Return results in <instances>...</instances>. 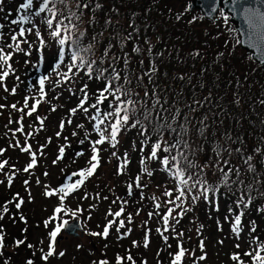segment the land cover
Masks as SVG:
<instances>
[{"label": "trees", "instance_id": "1", "mask_svg": "<svg viewBox=\"0 0 264 264\" xmlns=\"http://www.w3.org/2000/svg\"><path fill=\"white\" fill-rule=\"evenodd\" d=\"M24 2L25 0H5L4 5L0 9V25H3L0 28L2 35L0 36V48L3 49L4 53H11L8 61L11 67L0 69L1 71H9L11 77L8 79L16 82L15 88L18 91V98L24 102L27 97L29 107L36 100L41 101L37 106L36 112L26 121L27 124L34 122L37 125V128L32 131L34 135L31 136V139L38 144L37 151L40 152V145H45L42 151L43 153H48V160L52 163L60 155V147L63 146L65 148L63 158L58 160L57 164L54 165L55 169L51 171L53 174L56 175L58 173L59 175L60 181L55 185V187H58L74 182L79 177H73L72 173L89 167L92 155L91 141L98 139V134L93 131V122L88 118L93 110L90 109L89 114H86L78 109L73 114L70 109L76 108L79 104L83 96L80 90L85 84L88 85L87 92L89 94L85 107L94 103L97 90L102 86V82L88 79L84 72H79L69 81L63 80V74L68 71L70 55L66 46L65 58L62 63L60 62L58 45L50 38V30L42 22V18L49 14L34 15L41 0H34L33 2L32 19L34 18V21L32 20V23H11L12 20H18L20 15L25 14V10L20 9V5ZM75 2L77 0H69L68 8L63 5L57 6L63 8L65 15H68L69 11L73 10H78V14L83 11L85 23L79 25L81 31L87 29L83 44L87 45L92 41V37L96 36L97 50L95 55L97 58L101 55V49L107 47L110 40L113 44L112 51L118 56L122 55L120 52L121 41L128 33H132V39L123 45L124 51L131 57L133 69L138 67L141 59L144 60L143 66L147 69L149 57L154 59L158 68L155 76L156 89L161 101L167 100L169 102L166 106H171L174 101L175 107L187 113L186 104H191L194 99H202L211 92V105L206 104L203 109H197L194 114L196 119L207 113L209 117L208 123L212 125L211 131L214 134H219L222 143H229L224 139L225 133H227L232 137L233 141L239 137L244 142L247 154H252V150L256 147L264 150V142H261V138L264 137V104L260 103V101L264 100V65L256 63L251 58L250 53L242 49L240 43H237L239 41L238 33L226 13L223 12L224 16L228 17L227 22H225L224 16H221V11L216 21H210L204 18L198 9L188 11L187 4L177 9L171 5L169 0H84V2L89 4V8L83 10L77 8ZM0 4H3V2H0ZM96 4H100L101 7L96 8ZM89 18L93 20L91 24L87 23ZM108 21L110 23H106ZM20 27L33 28V31L26 32L25 36L19 37ZM136 29H138V32ZM37 30L41 33V38L46 42L43 46L36 36ZM98 33H103V36L97 35ZM13 34L18 36L21 50L16 49V41L11 39ZM6 36L8 38H5ZM146 41L152 47L151 53L143 52L141 55L132 51L133 46L137 44L140 45L141 49H146L149 46ZM197 52H199V55H197ZM160 53H163V55H159ZM221 53L223 55H219ZM75 71L76 69H73V72ZM181 76L184 77L183 80L179 79ZM43 77H48V79L45 80L44 96L41 97L39 80ZM144 83L148 84L147 79H145ZM148 88L151 91L152 85L148 84ZM237 97L239 103L235 102ZM108 103L106 101L105 104L101 105L103 110H108ZM53 108H55V111L52 110ZM37 116L44 118L43 128L40 127L39 121L36 119ZM69 119L71 123H68ZM61 121H64L63 129L60 128ZM78 125H83V127H77ZM57 132L61 133L59 137L56 135ZM73 132L76 135H73ZM85 133L89 134L88 139H85ZM51 135L54 138L49 141ZM168 138L171 139V137ZM26 139V135L22 133L23 142ZM118 139L119 143L115 148L107 142L97 146L100 149L99 166H101L102 162L111 159L114 151L117 153L113 157L115 163L118 162V159L123 161L125 152L128 154L129 163L124 168L123 174H118V168L121 163H116L115 174L121 178V183L125 185L133 184L131 195H129V189H125L127 197L132 200L135 196L138 197L140 193V188L135 187L134 180L141 171V157L148 155L150 146L145 147L143 152L140 151L143 138L138 135L137 129H129L122 132ZM81 140H84L83 144L80 143ZM239 146L238 143L234 145V147ZM205 147L207 149L208 146L206 145ZM0 148L6 149L2 145H0ZM9 151L10 153L6 149L0 155V161L8 160L10 162L12 160L11 150ZM21 153L20 150L19 154L16 151L17 156L21 155ZM78 153L80 155H77ZM210 155V151L201 153L200 162L207 160ZM231 159L233 164L242 165L239 155L233 154ZM60 163H67L68 165L64 169H60L58 165ZM253 163L256 164L257 170L261 175L254 177L253 174L248 173L245 178L246 183L253 185L252 195L254 199L249 207L243 209L241 233H245L244 240H247V242L244 246H240V250L244 247V253L257 249L261 242H264V211H261V209H264V195H260V193L264 192V157L256 154ZM13 165H16V163H8L4 171L0 172V181H3L0 183V209L3 208L6 202L13 201L16 193H19L25 203L20 210L15 208L14 203L8 204L9 213L5 214L3 219H0V227L5 232V247L0 250V264H5V261L8 264H21L20 260L22 259H24L25 264L28 258L33 259L35 264H45L40 259L41 253L38 248L41 245L40 241L35 237L32 224L35 223V225L42 227L48 216L51 217L54 214V210L49 200L47 203L50 209H45L43 214L41 207H46L47 205L42 203L39 207L36 206L35 197L40 196L44 199V194L43 196L41 194H31L34 197V202L33 200L31 202L27 201L28 196L24 194V183L20 185L17 182V176L13 178L12 184L9 186L8 175L11 174ZM150 168L153 171V175L151 177L142 176L143 183L148 182L149 186L155 185L157 178L160 183L165 182L166 179L173 182L170 175L162 169L157 161H152ZM98 169L99 167L96 169L95 174L86 180L81 189L65 199L64 206L70 205L71 207L77 204L78 197L80 198L82 194H88L92 190L89 183L97 178ZM52 173L50 176H52ZM98 177L101 180V176L99 175ZM209 178L211 180V173ZM257 179L260 181L259 184L256 182ZM257 188L259 189L258 191ZM233 191H235V187ZM146 195L144 193L145 197ZM88 197L90 198L91 194ZM236 199L237 196L231 193L221 195L219 197L218 210L214 203L210 204L201 199L192 205L191 210L184 215L179 224L185 230H188V224L199 227L201 222H205L204 226L209 229L211 239L216 242L220 234L218 230L220 228L216 226L213 219L226 214L227 221L225 225L228 224L232 228L234 214L239 211L235 205ZM125 200L127 201V204H123L125 211L117 220L124 219L127 221V215L130 212H127L126 209L129 207L128 198ZM151 205L153 206V201ZM121 206L113 204L109 209L114 213ZM230 208L232 213L229 212ZM109 209L107 208L103 211L99 208L102 219L99 222L101 227L97 232H102L108 220L113 219L108 214ZM161 209L163 212L164 207ZM21 213L26 217L27 224L19 219ZM191 215L193 217H189ZM153 219L156 221L158 216L154 215ZM253 222L255 223L256 231L251 233L250 229ZM25 227L27 228L26 233L22 232ZM176 227L178 226L176 225ZM203 230L201 229V232ZM165 235L169 237L171 234L165 233ZM25 236L28 244L35 245L33 249L27 248L26 245L19 247L15 245V240L24 239ZM253 236L259 239L253 241ZM96 237L107 242L106 244L108 245L109 235L107 238ZM103 246L104 243L102 242L99 250H102ZM220 248L225 249L226 258L229 260H231V254L237 252L234 247L230 246ZM129 251L132 253L130 247L127 246L124 253L125 256ZM115 253L121 254L118 251H115ZM261 254L264 255V251ZM100 259L110 261L106 256L97 257V260L95 259L94 261ZM134 259L136 264H140L139 260L135 257ZM241 259L244 264H253L247 256L241 255ZM231 262L236 264L235 261L231 260ZM110 264H116L115 259L110 261ZM124 264H128V262L125 260Z\"/></svg>", "mask_w": 264, "mask_h": 264}, {"label": "snow or ice", "instance_id": "2", "mask_svg": "<svg viewBox=\"0 0 264 264\" xmlns=\"http://www.w3.org/2000/svg\"><path fill=\"white\" fill-rule=\"evenodd\" d=\"M34 0H25L24 3L20 5V9L25 10V14L20 15L18 20H12L11 23H32V7ZM247 0L244 3L241 0H232L233 12H238L243 16L244 22L247 26V36L249 45L257 50L262 61H264V10L260 6L251 7L245 6ZM260 4H264V0H259ZM57 5H63L65 8L69 7V0H41L38 10L34 13L36 16H40L41 13H48L42 18V22L47 25L49 31V36L58 45V55L59 60L62 63L66 55V46L68 48V54L70 55V62L68 64V71L63 74V80L69 81L73 76H76L79 72H84L88 79L99 80L102 82V86L97 90V95L95 96V102L85 107L87 100L89 99V94L87 92L88 85L85 84L80 90L83 93L79 104L76 108L70 109V112L75 114L77 110H82L84 113L89 114L90 109L92 113L89 114L88 118L93 122V131L98 134V139L91 141L92 143V155L90 159L89 167L81 169L78 172H73V177H79L72 183L63 184L56 188H49L44 186V195L51 197L57 196L60 203L54 209V215L46 220L45 227L49 223L59 221L56 223L55 228H53L48 233L49 243L47 246V251L43 247L39 249L41 255L40 259L47 264L49 258L54 256L64 257L65 252L59 251L55 247L56 239L58 234L67 227L68 221L61 220L59 217L60 213L65 212L64 202L67 197L74 194L76 191L82 188L86 180L92 177L96 169L100 164V149L98 145H103L104 143H109L113 148L119 143L118 137L122 132L129 129H137L138 135L143 139L141 140L140 151L143 152L145 147L150 146V151L148 155L142 156L140 160L141 171L135 177L134 184L135 187L141 189V199H145L143 188L147 187L146 183L142 182V176L151 177L153 171L150 168L152 161H157L162 169L167 172L174 184L172 188H166L163 191V196L166 197L163 202L159 200L158 197L153 195L151 197L153 201L154 211L147 213L148 218L151 219L154 215L160 218L162 227H157L156 232L161 235L162 239L167 243L169 237L165 233L173 232L175 233V238L177 239V250L172 253L171 264H182L186 254H190L194 257V264L196 261H204L207 259V252L205 250L204 240H200L199 249L201 254L196 257L195 253L191 250L185 249L181 238L184 236L183 231H176V225L180 223L184 215L191 210L189 206V201L191 204H195L199 200L215 204L218 210L219 208V197L221 195H226L231 193L237 196L235 200L236 208L239 209L237 213L234 214V219L232 220V232L237 238L240 237L242 231V217L244 215V208L249 207L253 202L252 189L253 185L251 183H246V175L248 173L253 174L254 177H259L261 175L253 163L256 154L264 157V150L260 147H256L252 150V154H247V149L244 147V142L237 137L235 141L232 137L225 133L224 139L229 143H222L218 133H212V125L208 123V115L205 113L199 119H196L195 113L197 109H203L204 106L211 105L212 93L209 92L208 96L202 99H194L191 104H186L185 108L188 112H184L178 107H175V102H172L171 106H166L169 104L167 100L163 102L156 89L155 76L158 72V68L155 65L154 59L149 57V64L147 69L144 68V60L139 61V65L136 69L132 68V60L129 54L124 51L123 45L127 43L128 40L132 39V33H128L121 41L120 52L122 55H116L112 49L113 44L111 40L109 41L107 47L101 49L100 57H96V36L92 37L87 45L83 44V39L86 35L87 29L84 31L80 30L79 25L85 23L83 11L77 12L69 11L68 15L64 14L63 8ZM76 7L83 10L88 9L89 4L84 2V0H77ZM100 4H96V8H100ZM215 9H213L214 11ZM221 16H224L223 11H221ZM225 22L228 21V17L224 16ZM67 21V23H65ZM75 21V22H73ZM93 22L92 18L87 20V23L91 24ZM110 23V21L106 22ZM3 25H0L2 28ZM33 28L20 27L19 37L25 36L26 32H32ZM138 32V29H136ZM97 35L103 36V33H98ZM36 36L39 38L40 44L45 45V41L41 38V33L37 30ZM11 39L16 41L15 47L17 50L20 49V41L18 36L13 34ZM27 42V41H24ZM146 43H149L146 41ZM239 43V41H237ZM31 46V45H30ZM11 47V45H9ZM132 51L138 54H143V52L151 53L152 47L149 46L146 49H141L140 45H134ZM159 55H163L160 53ZM199 55V52H197ZM219 55H223L222 53ZM11 57V53H4L3 49L0 48V68H10L8 61ZM73 69H76L73 72ZM71 73V75H69ZM9 75L8 70L0 71V82ZM48 77H43L39 80L40 84V95L44 96V84ZM147 79L148 84L152 85L151 91L148 88V84L144 81ZM179 79L183 80L184 77L181 76ZM5 91H9L5 86ZM11 93L16 92V88L13 87ZM108 101V110H103L101 105ZM40 100H36L35 103L29 107L28 98H25L24 107L17 108L16 104H12L11 108L22 113L17 123L19 127L14 130L15 132H24L23 120L25 115L31 117L33 113L36 112L37 106L40 104ZM236 103H239L238 97L235 99ZM264 104V100L260 101ZM5 107L4 104H0V109ZM173 108L175 109L173 111ZM55 111V108L52 109ZM37 121H39L40 127L43 128L44 118L37 116ZM9 123H12L11 119ZM71 123V120H68ZM77 127H83V125H78ZM60 128H64V121H61ZM26 137H31L34 135L33 132H28L25 134ZM57 137L61 135L60 132L56 133ZM73 135H76L73 132ZM88 133H85V139H88ZM168 137H171L169 139ZM51 138H49L50 141ZM67 139V138H65ZM261 142H264V137L261 138ZM81 144L84 140L80 141ZM239 144V147H234L235 144ZM208 146L207 149L205 146ZM12 147H17L23 153L29 154L30 161L23 168V172L29 173L33 168L38 165L37 151H33L32 145L27 142V139L21 145L20 141L17 140L15 144L10 145ZM45 145H40L39 154L43 156L42 149ZM6 149L0 148V155H2ZM211 152L207 160L200 162V154ZM65 148L60 147L59 153L56 159L52 161V164H57L58 160L63 158ZM233 154H237L241 157V164H233L232 157ZM77 155H80L78 153ZM113 156L117 153L114 151ZM127 153H124V159L118 168V174H123L124 168L129 163L127 159ZM8 160L0 161V172H3L5 167L8 165ZM18 170L15 169V165L12 166V172L8 175V184L11 186L13 178L15 177ZM211 173V180L209 174ZM44 176L48 173L44 172ZM3 181H0L2 183ZM257 184L260 181L257 179ZM29 180H24V185H29ZM36 183L39 185L41 181L37 178ZM133 184H129V195H131V189ZM235 187V191L233 188ZM259 189L257 188V191ZM264 195V192L260 193ZM88 194L84 193L82 199H87ZM96 198H99V194H96ZM107 199V197H104ZM119 199V198H118ZM32 196L29 191V202H31ZM116 201H113L115 203ZM14 203L17 210L22 208L25 203L24 199L20 197L19 193H16L13 197V201H8L5 203L2 209H0V219H3L5 214L9 213L8 204ZM123 204H127V201L122 202V206L116 212H112L109 209V215L113 219L108 220L107 224L104 225L102 232H91L92 236H102L107 238L110 229L115 225V230L118 233V239L126 238L131 232L130 227L126 228V222L124 219L117 218L121 217L125 209ZM164 207V211L161 213L159 210ZM94 207V205L92 206ZM79 206L76 210L71 211L72 216H77L78 213L82 212ZM140 209H137L136 215L140 214ZM264 211V209H261ZM232 213V209H229ZM19 219L27 224L26 217L21 213ZM227 219V217L225 218ZM133 216L131 213L127 215V223L131 224ZM147 225V221L144 222ZM219 227V224H218ZM121 232V229H125ZM203 225L197 228V234L201 233ZM256 231L255 223H252L250 229L251 233ZM22 232L26 233L27 228L22 229ZM149 233L150 229L145 232L143 246L147 248L149 246ZM258 237L253 236L252 240H258ZM17 247L21 245H26L27 248L33 249L35 245L27 243V237L24 239H17L14 241ZM43 244V241H40ZM218 243L223 244V240L218 241ZM132 245L134 247H139L138 241H133ZM5 247V232L2 227H0V250ZM82 245H77L79 249ZM170 247V245H169ZM237 249L240 248L239 243L235 245ZM264 251V242L257 249L249 252L243 253L244 256L250 258L253 264H264V255L261 252ZM35 255V253H33ZM230 259L235 261L236 264H244L241 259L240 252H234L231 254ZM125 260L128 264H136L134 257L129 251L126 256L122 257L119 254L115 256L116 264H124ZM5 264H8L5 261ZM25 264H35L34 260L28 258ZM92 264H110L107 259H100L98 261H92ZM140 264H147L146 261H141Z\"/></svg>", "mask_w": 264, "mask_h": 264}, {"label": "rangeland", "instance_id": "3", "mask_svg": "<svg viewBox=\"0 0 264 264\" xmlns=\"http://www.w3.org/2000/svg\"><path fill=\"white\" fill-rule=\"evenodd\" d=\"M189 1L190 0H169L171 5L177 9L184 6L185 4H188ZM0 2H3V4H0L1 9L5 3V0H0ZM76 3L77 2H75V5ZM71 6H73V4H71ZM73 11L77 12L78 10ZM32 20L34 21V18ZM0 36H2L1 33ZM5 38H8V36H6ZM9 77L11 76L9 75L4 79V81L0 82V104L5 105L3 109H0V145L5 146L8 153H10L9 150H11L12 160H10L9 163H16L15 169L18 171L15 176H17V182L21 185L24 183V180H29L30 183L27 188L25 185H23L24 194L28 196L27 201H29V191L33 195L41 194L43 196L44 186H48L49 188H56L55 185L60 180L58 173L55 175L51 172L52 169H55V167L51 163V161L48 160V153H43V156H41L37 151L38 144L34 142L31 137H27V142L32 145L33 151H37L38 165L29 173L23 172V168L30 161L29 154L22 152L21 155L17 156L16 151L17 154H19V148L10 146L12 144H15L17 140L20 141L21 145H23L24 143L22 140V133H14V130L19 127L17 121L19 120L22 113L11 108L12 104H16L17 108H23L24 102L22 99L18 98V91H16L14 94L11 93L10 90L15 87L16 82L12 79H8ZM5 86L9 91H5ZM10 119L12 123H9ZM27 119H30V117L25 116L23 120L24 134L32 132L35 128H37V125H35L34 122L27 124ZM50 138V140H53L54 136L51 135ZM113 157L115 156L111 155V159L102 162L101 166H99L96 174H98V176H101V180L97 176L95 181L89 183V186L92 188V190L88 192V196L91 194V197L82 199L84 195L82 194L80 198L78 197L77 204H74L71 207L70 205L64 206L65 212L59 214L61 220H67L68 222L77 219L81 227V235L78 234L75 236H70L67 235L66 232L61 231V233L57 236L59 238V241H57L56 239L55 247L57 249V252L64 251L66 254L64 257H59L57 255L49 258L47 264H91V261H94L95 259L97 260V257L99 258L103 256H106V258H108L110 261H114L115 256L117 255L115 251L120 252L121 254L119 255L125 256L124 253L127 249V246H129L132 251L131 255L139 260V262L146 261L147 264H171L172 255L170 254L175 253L178 243L177 239L175 238V233L173 234V232H168L171 235L169 236L167 243H165L161 235L156 232L157 227H162L160 218L158 217V219L154 221L153 217L151 219L148 218L147 213L150 211H154V207L151 205V197L155 195L161 202H163L165 199H167L163 196V191L166 188H172L174 183L169 179H166L165 182L160 183L159 179L157 178L154 183L155 185L149 186L146 180L147 187L142 189L143 193L147 194L145 199H141L140 189V193L138 192V197L135 196L132 200H130V198L126 195L125 190L126 188L129 189L128 185L121 183V178L115 174V165L116 163H122V160L118 159V162L115 163ZM58 165L60 169H64L68 164L60 163ZM44 172H48V175L44 176ZM51 173L52 176H50ZM37 178H39V180L41 181L39 185L36 183ZM97 193L99 194V198H96ZM104 197H107V199H104ZM126 198H128L129 205V207L126 208L127 212H130L133 215L131 224H128L127 221H125L126 228L130 227L132 229V232L126 238L118 239V233L116 232V226L114 225L110 229L108 245L106 244L107 242L100 240L96 236L90 235L91 232H97L101 227V224L99 222H101L102 215L100 214L99 208L104 211L107 208H111L113 204L121 206V203ZM32 200L34 202V197H32ZM48 200L51 201L53 210L60 203L57 196H45L44 199L40 196L35 197L37 207H39L42 203H45V205H47L46 207H41L42 214L44 213L45 209H50L47 203ZM113 201L116 202L113 203ZM93 205L94 207H92ZM192 205L193 204H191V201H189V206L192 207ZM78 206L83 209V211L78 213V215L74 217L71 215V211L76 210ZM68 207L70 208L68 209ZM137 209L141 210L139 215H136ZM159 211L162 213V209H160ZM97 214H99V216H97ZM53 215L54 214H52L51 217ZM189 217L193 216L191 215ZM226 217L227 215L224 214L222 217H214L213 219L216 226H218L219 224L220 228L218 229L220 234L216 242H214V239H211L209 229H206L207 227L204 226L205 222L200 223V225H203L202 229L204 230L199 235L197 234V228H199L198 226H191L190 224H188V230H185L182 225H177L178 227H176V231H183L184 233V236L181 238V242L184 248L193 251L196 257L201 254L199 249L200 240H204L207 259L204 261L197 260L196 264H233L231 260L226 258L225 249L220 248L224 246L234 247L236 251L240 252L241 255H243L244 247L240 250V248L237 249L235 245L239 243L240 246H244V244L247 242V240H244L245 233H240V237L237 240L235 235L232 233L231 226L228 224L225 225L227 221V219H225ZM49 218L50 216H48L47 220H49ZM145 221H147V225H144ZM44 222L42 224V227L35 225V223L32 224V229L35 237L39 241H43V244L40 243L41 246L38 249L43 247L44 250L47 251V246L49 243L47 233L55 228L56 223L59 221L49 223L47 227H45ZM126 228L121 229V232H124ZM149 229L150 243L149 246L145 248L143 246L144 235L145 232ZM221 240H223V244L218 243V241ZM133 241H138L139 247H134L132 245ZM102 242L104 243V248H102V250H99L100 244ZM77 245H82V247L78 249ZM18 259L20 260V258ZM20 263L24 264V259L20 260ZM182 264H194V257L190 254H186Z\"/></svg>", "mask_w": 264, "mask_h": 264}, {"label": "water", "instance_id": "4", "mask_svg": "<svg viewBox=\"0 0 264 264\" xmlns=\"http://www.w3.org/2000/svg\"><path fill=\"white\" fill-rule=\"evenodd\" d=\"M241 2L244 3L245 0H241ZM245 6H260L262 10H264V4H260L259 0H247ZM187 9L188 11L198 9L204 18L210 21L217 20L219 10L227 13L230 22L234 25V28L238 33L241 48L250 53L251 58L256 63L264 65V61L261 60L257 50L252 48L248 43L247 26L244 22L243 16L238 12H233L232 0H191ZM213 9L215 10L213 11ZM63 230L67 235L75 236L78 235V232H81V227L78 220L74 219L73 221L68 222L67 227Z\"/></svg>", "mask_w": 264, "mask_h": 264}]
</instances>
